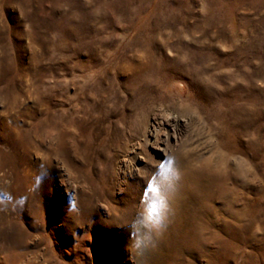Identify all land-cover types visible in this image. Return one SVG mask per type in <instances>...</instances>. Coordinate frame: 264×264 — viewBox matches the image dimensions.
<instances>
[{"label": "rangeland", "instance_id": "rangeland-1", "mask_svg": "<svg viewBox=\"0 0 264 264\" xmlns=\"http://www.w3.org/2000/svg\"><path fill=\"white\" fill-rule=\"evenodd\" d=\"M183 172L218 239L150 235ZM0 264H264V0H0Z\"/></svg>", "mask_w": 264, "mask_h": 264}, {"label": "bare ground", "instance_id": "bare-ground-1", "mask_svg": "<svg viewBox=\"0 0 264 264\" xmlns=\"http://www.w3.org/2000/svg\"><path fill=\"white\" fill-rule=\"evenodd\" d=\"M164 100L167 101L168 98ZM183 101H185V99H183ZM175 106L182 113L184 111L190 110L187 105H178V106L175 105ZM169 120L176 121L178 119H176L174 115H168L166 118H163L162 121H158L156 124V127L154 128L155 141L151 143L150 140L146 139L147 140L146 143L151 144L156 149H161L165 153L168 151L169 147L171 146L168 140V138L171 136V132L168 129H166L163 132V130L161 131V129L163 125H166L167 122H170ZM147 155L149 156V153L144 154L145 157ZM201 165L203 166L204 169L205 168H208V169L215 168V166H213L212 163L209 162V160H206V161L203 160V162H201ZM195 169H196L195 167H192V170H195ZM189 171L190 170L188 169V172ZM195 173H190V174L189 173L185 174L184 172L182 174L178 173L179 176H177V178L175 177L173 179H168L165 185L156 191L155 197H153V201H152L153 203L151 205V209L149 207L150 211L148 213L149 215L147 216V222H146L147 225H150V227L152 228L151 233H150L152 237L158 234L163 237H167L169 239L177 240L181 242L182 244L184 242L187 245L188 242H193L197 244L199 242L208 240L210 238L212 240L215 238L216 240L218 236H221L216 230H214L215 229L214 226L217 220L212 218L213 215H216L218 212H220L219 209L213 207L212 204L209 205L207 203L206 205L204 204L203 210L200 208L196 209L193 207L194 209H188L189 210L188 211L186 205L185 206L182 205V201L184 200V198H186L188 194L197 193L201 189L199 175ZM154 192H155V189L152 192L153 193L152 195H154ZM209 196H210V193H209ZM189 207L190 206H188V208ZM228 211L229 210L223 209L221 212L225 213ZM236 219L238 220V217H236V215L231 217V219L224 218L223 223H225L224 225H227L229 227V225L231 226L232 223L237 221ZM223 239L221 238V240ZM222 245L223 244H221L220 247Z\"/></svg>", "mask_w": 264, "mask_h": 264}]
</instances>
